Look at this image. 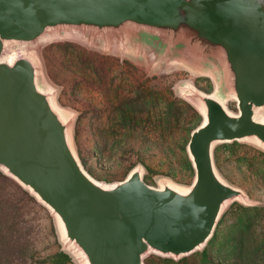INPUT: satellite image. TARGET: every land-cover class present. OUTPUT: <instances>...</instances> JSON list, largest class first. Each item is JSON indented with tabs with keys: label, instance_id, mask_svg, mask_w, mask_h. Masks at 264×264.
Returning <instances> with one entry per match:
<instances>
[{
	"label": "water",
	"instance_id": "obj_1",
	"mask_svg": "<svg viewBox=\"0 0 264 264\" xmlns=\"http://www.w3.org/2000/svg\"><path fill=\"white\" fill-rule=\"evenodd\" d=\"M132 45L204 68L215 91L184 98L202 121L186 152L192 183L152 187L140 166L113 184L93 179L72 143V117L43 82L32 53L50 37ZM236 103L237 113L227 109ZM264 0H0V171L55 217L81 264H144L200 251L234 202L253 206L218 173L217 145L264 149Z\"/></svg>",
	"mask_w": 264,
	"mask_h": 264
},
{
	"label": "rangeland",
	"instance_id": "obj_2",
	"mask_svg": "<svg viewBox=\"0 0 264 264\" xmlns=\"http://www.w3.org/2000/svg\"><path fill=\"white\" fill-rule=\"evenodd\" d=\"M32 53L44 84L72 117L73 148L93 179L113 184L140 166L152 187L165 180L178 187L192 183L186 145L202 116L184 98V88L213 93L204 68L161 60L143 47L69 36L48 40ZM226 106L238 112L235 101ZM257 116L264 120V112ZM213 157L220 176L254 205L227 206L200 251L178 260L148 254L144 264H264V149L225 143L215 147ZM0 264H81L64 245L50 211L1 171Z\"/></svg>",
	"mask_w": 264,
	"mask_h": 264
},
{
	"label": "bare ground",
	"instance_id": "obj_3",
	"mask_svg": "<svg viewBox=\"0 0 264 264\" xmlns=\"http://www.w3.org/2000/svg\"><path fill=\"white\" fill-rule=\"evenodd\" d=\"M64 36H67V35H64ZM58 37H62V36H56V37H50V38H48V40H51V39H54V38H58ZM48 40H46V41H48ZM37 58V57H36ZM41 65V64H40ZM47 86V85H46ZM48 87V86H47ZM49 88V87H48ZM50 89V88H49ZM258 117V116H257Z\"/></svg>",
	"mask_w": 264,
	"mask_h": 264
}]
</instances>
